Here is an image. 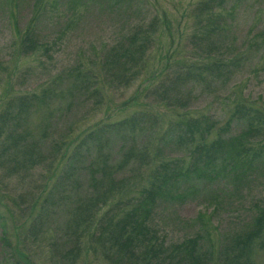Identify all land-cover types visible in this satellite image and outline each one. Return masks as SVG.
I'll list each match as a JSON object with an SVG mask.
<instances>
[{
  "label": "rangeland",
  "instance_id": "obj_1",
  "mask_svg": "<svg viewBox=\"0 0 264 264\" xmlns=\"http://www.w3.org/2000/svg\"><path fill=\"white\" fill-rule=\"evenodd\" d=\"M92 1H41L44 4L55 2L54 8L50 9L49 6V11L35 24L33 31V34L41 38V42H46L47 51L38 48L33 52H24L20 36L31 17V0L19 2L20 13L16 23L19 33L7 18L5 0H0V116L9 113V110H5L9 103L17 101L21 95L38 92L43 85L66 69L77 63L88 68L87 64L92 61L93 55L98 58L102 51L122 36L137 29H142L141 32L149 36L148 48L144 51L142 64H136L137 67L134 68L136 75L133 80L117 88L103 82L98 104L91 98L82 102L78 108H72L65 117L61 115L56 120L58 116L53 113L49 121L46 113L39 111L29 117L28 123H14V127L17 126L16 131L10 130L8 126L5 130L2 127L0 222L4 225L6 238L11 246L17 247L27 257L28 263L25 264H135V260L130 257L129 262L126 260L129 255H126L124 260L121 258L118 261L119 263L113 261L116 256L114 257L107 246L100 242V237L95 232L81 234L79 243L76 244L78 251H75L72 238V222L75 219L73 213L76 207L74 204L77 198L82 196L84 189L61 193L59 204L56 200L44 202L49 186L47 169L41 165L25 169V164L13 168L14 162H11V158L14 155L20 156V153L16 147H9L6 141L9 134L14 137L17 134L21 143H31L30 150L35 149L49 157L53 153L50 150V142H55L58 138L69 139L68 134H65L69 127H72L74 139L99 120H119L138 112L156 115L158 122H162L158 125L163 126L164 122L175 118L176 114H182V110L166 108L161 101L163 90L167 89V83L161 86L165 79L163 75H172L171 70L174 69L171 60L182 59L187 63L201 60L205 62L206 59L209 61L205 56L203 59L200 57L201 54L204 55L200 52L204 45L197 41L199 51L193 45V38L196 36L193 32L199 33L198 30L204 27L207 9L201 5L196 16L194 12L189 11L190 5L208 0H130L129 3L124 0H99L96 3ZM214 3L213 1L208 7L221 15L222 21H219V24L226 22L227 25L224 31L211 35L209 40L213 46L209 56L220 54V46L225 44L229 47L227 58L238 56L242 63L230 68L232 74L228 81L221 83L218 80L219 82L208 87L210 91H207L208 88L203 89L202 85H195L190 88L189 95H186L189 106L184 111L188 118L201 120L206 117L209 123L215 125L210 134H204L205 144L216 139L221 131L219 128L230 121L233 97L246 99L254 106L264 108V0H236L231 15L228 10L224 11L229 7L228 4L221 8ZM153 14H157L158 19L163 14V23L159 22L148 28ZM227 14L229 15L225 16ZM139 25L143 26L138 27ZM253 36L256 47L249 48L243 41L250 40ZM182 49L184 53H178ZM137 95L138 99L133 101ZM226 95L228 97L225 98ZM150 140L143 136L137 142L143 145ZM197 144L198 139L187 148L193 150ZM148 148L151 158L152 145ZM166 149V160L172 158L179 160V164L183 166H190L192 156L183 148L172 153ZM152 163L154 166V162ZM142 169L148 174L152 164ZM261 173L256 180L242 183L239 181V185H236L239 183L236 182L237 191H231L230 188L223 191L219 198L220 206L216 211L212 210L211 205L201 204V194L193 199L186 198L183 202H173L174 205L167 207L170 209L158 207L150 220L152 230H156L160 236L163 235L164 245L180 242L183 238L191 237L196 231L198 224L194 219L198 213L202 215L203 222L207 229L210 228V232L213 231L211 227L216 226L211 235L212 244L218 245L229 239L232 234L248 230L250 210L258 203L255 201H262L264 198V178L260 176ZM146 181L144 177L140 185H145ZM81 182L84 187V182ZM180 185L182 186L181 180ZM210 186L216 189L217 183ZM131 191V194H134L135 190ZM107 207H103L99 213H103ZM262 240L264 241V238ZM2 246L0 244V258L4 252ZM68 249L69 254L77 252L73 262L64 257ZM252 251L254 252L251 264H264V247L253 248ZM72 255H68L71 261ZM134 256L138 257L140 254L136 253Z\"/></svg>",
  "mask_w": 264,
  "mask_h": 264
},
{
  "label": "trees",
  "instance_id": "obj_2",
  "mask_svg": "<svg viewBox=\"0 0 264 264\" xmlns=\"http://www.w3.org/2000/svg\"><path fill=\"white\" fill-rule=\"evenodd\" d=\"M20 1L5 0L7 18L17 33ZM41 1L43 0H31V17L20 36L24 52H33L38 48L47 51L46 42H41V38L33 34V31L35 24L49 11V6L50 9L54 8L55 2L44 4ZM97 1L99 0L92 2ZM213 1L215 6L221 8L228 4L229 7L224 11L228 10L230 15L234 11L236 0H208L189 6L190 13L194 12L195 16L201 5L207 9L204 27L198 30L199 33L193 32L196 35L193 45L199 51L197 41L203 44L200 52L204 55L201 54L200 57L203 59L205 56L209 61L206 59L205 62L201 60L187 63L182 59L171 60L174 69L171 70L172 75H163L165 79L161 86L167 83V89L163 90L161 101L166 108L182 110V114H176L175 118L164 122V127L159 126L158 123L162 122H158L156 115L149 112L133 113L119 120H99L74 139L72 127H69L65 133L69 139L58 138L55 142H50L53 153L49 157L35 149L30 150L31 143H21L17 134V138L10 134L6 138L9 147H16L20 153V156L14 155L11 158V162H14L13 168L25 164V169L35 165L47 169L49 186L44 202L56 200L59 204L61 193L84 189L82 196L74 204L76 207L73 213L75 219L72 222V238L75 251H78L76 244L79 243L81 234L93 232L100 237V242L107 246L110 253L116 256L113 259L116 263L129 255L126 260L131 262L132 257L135 264H251L253 248L264 247V198L262 201H255L258 202L256 205L253 203L255 206L250 210L248 230L234 233L227 238L228 241L226 239L218 245L211 243V235L216 226L213 225V231L210 232L199 213L194 219L198 225L193 235L174 244L164 245L163 235L153 231L150 224L158 207L170 209L167 207L174 205L173 202H183L186 198L193 199L201 194V204L211 205L212 210L216 211L220 206L221 193L229 188L231 191L236 190V182L256 180L260 172V176L264 178V108L254 106L246 99L233 97L230 121L219 128V136L209 144L204 143V134H210L214 123H209L206 117L201 120L190 119L184 111L189 106L186 95H189L190 88L202 85L206 89L219 82L218 80L223 83L232 74L230 68L242 63L238 56L227 58L229 47L225 44L220 46V54L209 56L213 46L209 40L211 35L224 31L227 25L226 22L219 24L222 21L221 15L208 7ZM152 16L147 27L163 23V14L160 19L157 14ZM141 26L143 25L138 27ZM141 31L142 29H137L122 36L102 51L98 58L93 55L94 58L87 64L88 68L77 63L54 76L38 92L21 95L17 101L9 103L5 109L9 113L0 116V131L2 127L5 130L6 126L16 131L17 126L14 127V123H28L29 117L39 111L45 112L50 121L52 113L58 116L55 120L61 115L65 117L72 108H78L88 99L93 98L94 103L98 104L103 82L116 88L128 84L136 75V64H142L144 51L148 48L149 36ZM255 36L243 42L249 48L256 47ZM181 52L184 53V49L178 53ZM137 99L138 95L133 101ZM143 136L151 140L140 145L137 141ZM196 139L198 144L193 150L188 149L189 144ZM201 140L203 142H199ZM151 145L152 159L149 157L148 148ZM180 148L192 156L189 167L179 164L180 161L176 159L166 160L168 155L164 149L172 153ZM149 164H152L151 172L145 174L142 168ZM144 177L147 181L145 185H140ZM81 181L84 182V187L81 186ZM214 183H217L216 189L210 186ZM262 185L264 186V180ZM132 189L135 190L134 194H131ZM207 195L209 196L205 198ZM106 206V210L100 214ZM0 226V244L4 250L1 263H28L24 253L8 242L1 222ZM69 252L68 249L64 257L73 262L77 252L73 255ZM136 253L140 256L135 257ZM68 255L73 256L72 261Z\"/></svg>",
  "mask_w": 264,
  "mask_h": 264
}]
</instances>
